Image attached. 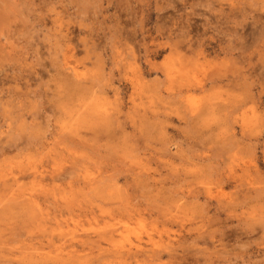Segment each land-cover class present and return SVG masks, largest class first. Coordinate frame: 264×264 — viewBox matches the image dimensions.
Wrapping results in <instances>:
<instances>
[{"label": "clouds", "instance_id": "9594fccd", "mask_svg": "<svg viewBox=\"0 0 264 264\" xmlns=\"http://www.w3.org/2000/svg\"><path fill=\"white\" fill-rule=\"evenodd\" d=\"M24 176L45 207L0 196V264H264V0H0Z\"/></svg>", "mask_w": 264, "mask_h": 264}, {"label": "rangeland", "instance_id": "374dc122", "mask_svg": "<svg viewBox=\"0 0 264 264\" xmlns=\"http://www.w3.org/2000/svg\"><path fill=\"white\" fill-rule=\"evenodd\" d=\"M154 19V17H153ZM153 35H155L153 33ZM162 58V54H161V57H157V61ZM145 79H147V77L145 76ZM193 105L196 106L198 105L199 101L195 98H193V101H192ZM68 170H66L67 172ZM92 175L94 176L95 173H92ZM20 185L17 186V188L15 189H12V190H8V189H4L2 187H0V196H3L5 198L9 197V196H27V197H32L34 198L35 200V203L40 207V208H44L45 207V203H44V200L45 198L43 196H40V197H36V193L33 192V191H30L29 189L25 188L24 185L27 184L30 180H31V176H24V177H20ZM52 177H48V176H45L43 178V181L42 183H51L52 182ZM67 179V176L66 174L65 175H62L60 177H57L56 178V181L57 183L63 181ZM120 183H123V180L121 179L119 181ZM83 187L85 190H87V186L86 185H76V184H73L71 187H67L65 186L64 190L62 192H59L58 195L60 196H64L68 199H71L73 196L75 195H78L79 193V189ZM225 191H227V188L225 189ZM99 219V218H98ZM109 223L111 221H108ZM101 225H103L104 221H100Z\"/></svg>", "mask_w": 264, "mask_h": 264}]
</instances>
